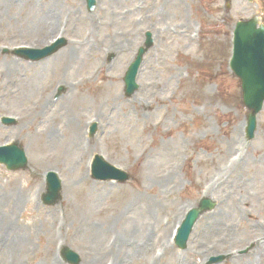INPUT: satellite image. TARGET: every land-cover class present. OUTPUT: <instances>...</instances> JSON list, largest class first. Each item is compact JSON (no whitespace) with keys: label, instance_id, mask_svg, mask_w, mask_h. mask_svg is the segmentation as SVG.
Returning <instances> with one entry per match:
<instances>
[{"label":"rangeland","instance_id":"rangeland-1","mask_svg":"<svg viewBox=\"0 0 264 264\" xmlns=\"http://www.w3.org/2000/svg\"><path fill=\"white\" fill-rule=\"evenodd\" d=\"M262 10L264 0H97L92 13L85 0H0V119L18 116L14 126L0 121V144L15 138L29 158L26 170L0 165V232L12 221L24 231V242L9 239L18 256L0 264H69L61 253L70 248L80 253L76 264H111L118 252L127 264H208L209 255H225L220 264H264V108L255 138L247 140L241 83L229 66L236 23L257 13L264 22ZM42 15L53 18L50 24ZM54 25L66 27L68 43L54 56L68 50L67 63L46 66L52 59L30 62L2 52L49 45ZM147 30L154 46L139 89L127 98L122 78ZM110 75L118 85L108 97L99 90ZM48 98V114L52 107L72 116L63 127L67 117L53 124L54 142L34 134L49 127L50 115L34 121L28 111ZM95 117L102 129L95 138L87 137L88 128L71 134L75 120L85 127ZM87 140L95 150L86 162L102 153L132 180L94 181L83 160ZM50 170L63 180V200L55 206L43 205L39 193ZM113 170L101 169L116 176ZM21 188L23 202L9 217L2 205L14 202L4 199ZM202 198L216 205L201 213L180 250L172 233ZM132 238L148 240L146 253L130 246Z\"/></svg>","mask_w":264,"mask_h":264},{"label":"bare ground","instance_id":"bare-ground-1","mask_svg":"<svg viewBox=\"0 0 264 264\" xmlns=\"http://www.w3.org/2000/svg\"><path fill=\"white\" fill-rule=\"evenodd\" d=\"M128 14H130L129 11L127 12V15ZM125 15H126V12L125 13H122L121 12V15L120 16H122L123 19H124ZM52 19L53 18H50L49 15H48V17L45 16V15H42V21H44V22H42L43 24H50V22H51ZM75 23H76L75 21H72L70 26H74ZM133 23H134L135 26L137 25V22L135 20H134ZM40 27H43V25L40 26ZM54 27H56V28H53L54 34L59 35V32H60L59 26L54 25ZM63 39H65V38H63ZM122 40L123 41H121L118 44V46L124 45V43L127 41L125 39H122ZM68 52H69L68 50L61 52L60 54L56 55L51 61H49L48 63H45V65L48 66L51 63H53V61L58 60V59L63 64L67 63L68 61H67L66 58L69 57V54L68 55H66V54ZM41 73H42V70H40V73L39 74H41ZM36 76H39L38 73H36ZM112 77H114V76L113 75H110L109 76V79H111V82H105L104 88L102 90L100 89L99 90V93H101V94H103L105 96L108 95V97H111V92H113L115 86L118 85L116 82H113L112 81ZM103 90L109 91L110 93L109 92H104ZM81 92H84L85 93L86 91L84 90V91H81ZM76 98L81 103H84V104L86 103L87 97L76 95ZM40 99H41V97L38 98V100H40ZM50 99L51 98H48L47 100L36 101L35 103H33L32 107L28 109V111L29 110H32V113H29V115H31V118H32L33 114L36 115V117H35L36 120H34V121H37L38 119H41V121L46 120V116L47 115H50V117H49L50 118V120H49V127L44 128L42 130H41V127H37V128H35L34 134H36L38 136H45V137L48 136L46 139L47 140L50 139L51 142H54V140H56L55 134H56L57 131L55 132V129L56 128L53 126V124H55L59 118H61V117H67V120L65 122L63 121V125H62V127H63L64 125H67L68 123H71L72 116L68 112H61V110L59 108L58 109H54L52 107L50 108L51 113L48 114L49 113V107L48 106H49V104H51V100ZM43 104L45 105V107H42ZM61 105L63 106V104H61ZM20 117H21V119L23 121L24 120H26V121L29 120V119H24L25 114L23 112L20 114ZM83 121L84 120H82L81 122H83ZM79 122H80V120H79ZM98 123H100V120H98ZM73 125H74V128L72 129V133L71 134L77 136V135L80 134V126L77 124V121L76 120H75V123ZM26 132H27V130H26ZM164 133L166 135H169V128L166 129V130H164ZM40 141L43 142V143H47L46 140H43L42 141V139H41ZM84 156L85 157L87 156V151H85ZM81 170L83 171L84 168H82ZM24 192H25V189L24 188H21L20 190L14 189V190H12L11 193H8L6 195V198L4 200H7V199L11 198V200L14 202L13 205H10L7 202H4L3 205H2V208H6V209H4V213L7 214L9 217L13 213V210H15L17 208H20V206H21V204L23 202V199H24ZM221 220H222V218H219L217 220V223H219ZM3 224L4 223L0 222V227L3 226ZM233 229H235V228L232 227V226L229 227V232L231 233V231ZM25 235H26V231H25ZM27 236L30 237V238H32L34 236V234L31 231V232L27 233ZM17 238L22 239V241L24 242V231H23V228H22L21 225L16 228L14 226L13 221H12L6 227L5 233L4 232H0V262L2 260L4 262V261H6L9 258H13V260H15V258L18 256V253H16V252L17 251L19 252V250L16 251L17 247L15 246V244L18 243ZM9 239H12V241H14L13 243H15V244H13L12 242H10ZM128 242H129L130 246L132 248H134L135 251H137V252H140V251L142 252V251H144V249L147 250V247H148V240L147 239H145V240H138L137 241V239L132 238ZM10 243L12 245L9 247L8 244H10ZM110 254H113V253L110 252ZM127 262H128V259H126V257H123V252H121V253L118 252V253L115 254V260H113L111 264H127Z\"/></svg>","mask_w":264,"mask_h":264},{"label":"water","instance_id":"water-1","mask_svg":"<svg viewBox=\"0 0 264 264\" xmlns=\"http://www.w3.org/2000/svg\"><path fill=\"white\" fill-rule=\"evenodd\" d=\"M254 28H255V21L251 22L249 24V26H247L248 31L252 30ZM257 34H258V37L253 38L252 36H249L247 33L244 32L242 37L241 36L239 37L237 44H236V52L238 54H239V52H241V53L236 56V62L234 63L235 65L239 64L237 67H241L244 69V64L241 63L239 58H243V61L247 62V68L250 67L253 69L256 68V66L253 65L255 59H258V60H261L262 62H264V35L260 36L259 32H257ZM244 40L248 41L249 45H252L250 49L245 47V50H242L243 46H245V44H243ZM42 54H44V53H42ZM36 58H40V56H37ZM242 75L246 76V74H242ZM253 85L249 87L247 95H250L251 92L255 93V91L253 90L254 89ZM247 102L252 107H254L256 110L259 109L261 104H262L261 100H259L258 102L255 103V100L251 96L248 98ZM8 151H10L9 148L0 149V161L1 162L6 161V157L7 158L10 157L11 159H14V157H16V155H18V153L16 152V151H18L17 149H15L13 152H12V150H11V152H8ZM9 166H12V163L9 162Z\"/></svg>","mask_w":264,"mask_h":264}]
</instances>
